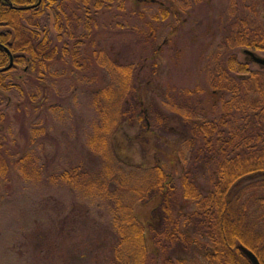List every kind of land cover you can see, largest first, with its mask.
Wrapping results in <instances>:
<instances>
[{
  "label": "rangeland",
  "instance_id": "1",
  "mask_svg": "<svg viewBox=\"0 0 264 264\" xmlns=\"http://www.w3.org/2000/svg\"><path fill=\"white\" fill-rule=\"evenodd\" d=\"M93 1L84 9L80 2L55 0L41 17L22 21L39 39L47 30L55 53L42 80L27 78L19 83L23 97H10L6 109L0 103V264H103L110 258L101 230L107 223L103 209L96 211L86 201L84 195L90 194L82 185L110 163L104 156L116 147L126 165L147 168L158 162L173 171L177 183L190 173L201 189L209 190L213 168L202 161L192 169L180 111L190 108V118L198 121L222 116L219 100L228 95L213 90V72L221 79L227 59L239 68L243 47L236 44L238 36L264 34L259 0H110L99 9ZM254 53L264 59V51ZM117 68L128 71L131 92L121 98L114 94L107 103L100 93L118 92L123 77ZM247 72L245 78L235 74V81L264 76L253 64ZM179 91L191 94L181 97ZM98 133L105 147L89 145ZM74 171L72 183L56 178ZM248 189V183L237 189L233 200H248ZM154 207L136 203L133 213L158 227ZM176 208L177 217L186 216L193 205L178 202ZM249 212H258L257 206ZM179 225L194 243L177 244L171 260L201 264L210 252L207 239L182 220ZM161 259L159 254L150 264H162Z\"/></svg>",
  "mask_w": 264,
  "mask_h": 264
},
{
  "label": "trees",
  "instance_id": "2",
  "mask_svg": "<svg viewBox=\"0 0 264 264\" xmlns=\"http://www.w3.org/2000/svg\"><path fill=\"white\" fill-rule=\"evenodd\" d=\"M37 1L0 0V45L11 53L14 60L9 71L0 73V103L5 102V109L11 104L10 97H23L19 83L26 82L32 76H36L37 81L42 80L43 71L55 53V49L50 48L47 30L39 39L38 34L22 24V21L41 17L45 9L56 4L55 0H41L36 9L28 12L9 8L10 3L14 7H27L35 5ZM72 1L80 2L84 9H88V2L93 0ZM110 2L94 0L93 7L99 9L103 3ZM259 2L264 9V0ZM142 3L153 4L149 0H143ZM59 18L55 16L56 25L60 24ZM81 24L89 30L86 26L87 19H82ZM250 35L242 38L238 36L236 44L243 47L242 51H264V34L253 37ZM65 50L63 47L62 53ZM71 58L77 67L78 58L74 49ZM8 61L6 52L0 48V69L7 66ZM225 64L222 81L218 72H213L216 80L211 76L216 84L212 87L213 90H220L228 95L226 101L219 100L222 116L215 120L198 121L190 118V108H186V111L179 110L184 113L180 114V119L188 132L187 145L192 151V169L196 170L195 165L202 161L213 168L209 190L201 189L190 173L182 174L177 183L173 171L158 162L147 168L126 165L121 160L122 150L117 147L104 156L111 164L105 165L95 178L83 182L84 191L90 194L84 195L86 201L94 205L93 209L96 211L103 209L101 211L107 221L104 223L105 228L101 230L107 235L110 244V258L103 264H150L155 262V257L159 254L162 256V264H186L183 261L174 262L170 258L172 248L177 244L187 246L188 243H194L183 232V227H180L181 220L186 228L195 227L197 234L205 237L209 243L210 252L201 264H250L240 248L249 250L259 264H264V76L252 74L248 81H235V74L244 78L248 75L247 67L252 63L243 56L238 69L231 65V60L227 59ZM117 70L123 77L118 92H107L105 89L100 93V97L107 103L114 94L119 93L118 97L121 98V94L124 97L126 92H131L127 80L128 71ZM229 72L233 73L230 77L227 76ZM44 86L39 85L42 89ZM190 94V91H179L181 97H189ZM29 96L31 99L32 96ZM43 103L44 100H41L35 104V108ZM174 111L177 112L178 109ZM156 113L160 115L158 109ZM107 117L111 119V115ZM163 119L159 118L158 122L162 124ZM3 141L4 137L0 138V145ZM91 144L94 147L106 146L99 133L96 139L93 137L90 141L89 145ZM74 176H77L76 171L71 176L63 174L56 178L72 183ZM254 179L257 181L253 185L249 183ZM247 183L250 185V198L243 203L239 199L234 201L232 195ZM178 202L192 204L193 209L186 216L177 217L175 209ZM136 203L154 204V220H159L160 226L139 220L133 213ZM251 206H257L258 212L261 211L262 214H251ZM252 217L254 218L250 221ZM256 229L260 231L257 232ZM193 240L197 242V238Z\"/></svg>",
  "mask_w": 264,
  "mask_h": 264
},
{
  "label": "water",
  "instance_id": "3",
  "mask_svg": "<svg viewBox=\"0 0 264 264\" xmlns=\"http://www.w3.org/2000/svg\"><path fill=\"white\" fill-rule=\"evenodd\" d=\"M3 1H7V0H3ZM39 4H40V0H38V3L34 7L17 8V7H14L11 3L9 4V6H10V8L15 9V10L25 11V10H29L31 8L37 7ZM0 48L4 49L7 52V54L10 56L8 66L0 69V73H2V72H7L11 69L13 60H12V57L9 54L7 49L3 48L1 45H0ZM242 53L246 57L245 58L246 61L252 62L253 64L259 66L260 68H264V59L263 58H260L255 53L250 52L248 50H244V51H242ZM240 252L244 255V257L248 260V262L250 264H259L255 255L253 253H251L249 250L244 249V248H240Z\"/></svg>",
  "mask_w": 264,
  "mask_h": 264
},
{
  "label": "flooded vegetation",
  "instance_id": "4",
  "mask_svg": "<svg viewBox=\"0 0 264 264\" xmlns=\"http://www.w3.org/2000/svg\"><path fill=\"white\" fill-rule=\"evenodd\" d=\"M34 6V5H33ZM37 8V7H36ZM35 8V9H36ZM2 50H4V49H2ZM4 52H6L5 50H4ZM6 54H7V52H6ZM11 54V53H10ZM7 56H8V60L10 59V57H9V55L7 54ZM12 58H13V56H12ZM14 61V60H13ZM8 63H9V61H8ZM2 69V68H1Z\"/></svg>",
  "mask_w": 264,
  "mask_h": 264
}]
</instances>
